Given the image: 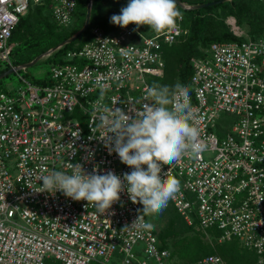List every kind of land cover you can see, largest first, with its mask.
<instances>
[{
    "label": "built area",
    "instance_id": "2783aa9c",
    "mask_svg": "<svg viewBox=\"0 0 264 264\" xmlns=\"http://www.w3.org/2000/svg\"><path fill=\"white\" fill-rule=\"evenodd\" d=\"M45 1L0 0V66L18 67L19 77L0 88V264H225L214 253L182 262L155 229L132 226L143 206L132 203L126 183L106 213L60 191L39 192L43 176L71 174L69 163L122 180L133 170L102 139L108 135L100 126L103 108L135 118L151 102L146 85L164 74L163 46L186 33L182 19L175 30L152 34L134 24L110 32L93 26L90 41L51 62L44 77L50 84L35 83L19 74L24 64H11L9 39L20 17ZM48 1L52 21L62 28L73 25L80 1L86 9L92 3ZM226 23L244 39L201 46L190 59V122L205 148L163 165L161 174L180 181L168 206L188 226L218 231L219 242L235 238L264 264V35H249L232 16Z\"/></svg>",
    "mask_w": 264,
    "mask_h": 264
},
{
    "label": "clouds",
    "instance_id": "9594fccd",
    "mask_svg": "<svg viewBox=\"0 0 264 264\" xmlns=\"http://www.w3.org/2000/svg\"><path fill=\"white\" fill-rule=\"evenodd\" d=\"M110 19L122 28L134 24L160 33L175 30L182 14L176 0H129L120 14ZM145 90L151 102L143 104L135 118L115 107L103 108L100 126L106 128L108 135L102 139H109L121 162L133 169L124 174L123 180L111 171L89 175L79 164L69 163L71 174L52 171L43 176L39 192L60 191L106 213L120 200L126 183L132 203L143 206V215H138L132 226L152 230L154 225L145 217L162 214L180 190L177 178L161 174L162 166H171L186 154L199 155L205 145L199 139V129L190 122L193 108L187 86L176 83L169 89L154 83L146 85ZM109 133L114 134V139L109 138Z\"/></svg>",
    "mask_w": 264,
    "mask_h": 264
},
{
    "label": "trees",
    "instance_id": "16d2710c",
    "mask_svg": "<svg viewBox=\"0 0 264 264\" xmlns=\"http://www.w3.org/2000/svg\"><path fill=\"white\" fill-rule=\"evenodd\" d=\"M186 8L181 7L179 3ZM177 6L182 14L181 25L186 30L174 43L163 46L164 74L154 77L152 84L168 86L172 89L176 83L188 87L192 75L190 59L200 54L199 47L207 46L213 42L242 41L244 37L234 35L226 18L232 16L238 26L246 30L251 36L264 35V0H222L214 5L201 8L189 6L205 4L218 0H177ZM129 0H92L90 8L89 27L71 42L69 38L75 35L83 26L86 14V3L80 1L77 7L76 20L79 27L76 29L59 27L51 19L49 1L36 4L29 8L27 13L20 17L12 29L9 44L16 46L10 50V60L17 64H26L52 47L63 43V46L49 56L46 61L59 62L62 55L74 47H80L93 38L90 28L99 26L104 32L117 31L119 26L111 23L113 15H119L121 9L126 7ZM136 26V25H135ZM144 33L152 34L154 31L147 26H140ZM21 52L26 60L17 58ZM20 61V62H18ZM0 74L9 66L0 67ZM35 83H51L46 78L33 79ZM164 213L168 215L165 228L157 232L162 246L168 247L172 254L182 262H192L208 254H218L225 264H256L257 254L253 250L241 247L235 238L219 242L216 230L206 232L188 226L180 214L172 206H168ZM209 236L214 242L204 241Z\"/></svg>",
    "mask_w": 264,
    "mask_h": 264
},
{
    "label": "rangeland",
    "instance_id": "374dc122",
    "mask_svg": "<svg viewBox=\"0 0 264 264\" xmlns=\"http://www.w3.org/2000/svg\"><path fill=\"white\" fill-rule=\"evenodd\" d=\"M193 6H195V5H192L189 7L192 8ZM77 22L73 25V29H76L79 27ZM70 28L72 29V26ZM119 29H121V28H119ZM16 45H17V43L12 45L11 48H13ZM16 56H17V58H23L24 57L21 52L17 53ZM22 60H26V59L23 58ZM11 61H12V64H17V62H15L14 60H11ZM18 62H20V61H18ZM50 67H51V63L49 61H46V59L41 58L34 65L26 67V70L20 71L19 74L23 75L24 77H26L27 79H29L31 81L33 79H42L47 75ZM8 83H12L13 85H16L19 83V77H18L17 73L13 72V73H10V74L2 77L0 79V88L1 89L5 88ZM146 218L148 220H150L151 223L154 225L153 229H155L157 232H159L163 228H165V226L167 224L168 215H166L163 211L162 214L155 215L152 217L146 216ZM203 240L207 241V242H214L211 240V238L209 236H204Z\"/></svg>",
    "mask_w": 264,
    "mask_h": 264
},
{
    "label": "water",
    "instance_id": "95a60500",
    "mask_svg": "<svg viewBox=\"0 0 264 264\" xmlns=\"http://www.w3.org/2000/svg\"><path fill=\"white\" fill-rule=\"evenodd\" d=\"M176 1H177V0H176ZM220 1H222V0H218V1H210V2H207V3H205V4L195 5V6H193L192 8H201V7H203V6H207V5H214V4H217V3L220 2ZM177 2H178V1H177ZM178 3H179V2H178ZM179 5H180L181 7L186 8V7H185L184 5H182L181 3H179ZM89 20H90V7H88V8L86 9L85 20H84V24H83V26L81 27V29H80L75 35H73L71 38H69V39L67 40V42H71V41L74 40L78 35L82 34V33H83V32L89 27ZM40 57H41L40 55L37 56V57L34 58L32 61H30V62L24 64V66H25V67H29V66H31V65H34V64L37 62V60H39ZM14 69L17 70L18 67H15ZM14 69H13V68H9L8 70L2 72V73L0 74V79H1L2 77H4V76L10 74V73H13Z\"/></svg>",
    "mask_w": 264,
    "mask_h": 264
}]
</instances>
